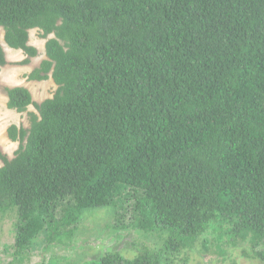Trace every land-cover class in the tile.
<instances>
[{"label": "trees", "instance_id": "1", "mask_svg": "<svg viewBox=\"0 0 264 264\" xmlns=\"http://www.w3.org/2000/svg\"><path fill=\"white\" fill-rule=\"evenodd\" d=\"M34 28L46 58L28 77L57 89L40 103L5 89L8 108L38 111L7 128L13 158L0 151L15 251L112 206L117 230L167 236L91 264H178L182 250L238 241L264 263V0H0L22 64Z\"/></svg>", "mask_w": 264, "mask_h": 264}, {"label": "rangeland", "instance_id": "2", "mask_svg": "<svg viewBox=\"0 0 264 264\" xmlns=\"http://www.w3.org/2000/svg\"><path fill=\"white\" fill-rule=\"evenodd\" d=\"M3 35L4 31L0 29V43L6 59V63L0 65V151L11 159L19 148L20 140L12 141L8 136L7 128L11 124L28 128L29 112L38 115L33 103L51 98L57 89V84L51 77L40 81L28 77L29 73L46 58L44 48L46 38L40 36L38 29L29 31L28 44L37 49V55L29 57V62L26 64L21 63L27 58L25 52L9 48L4 43ZM50 37L52 35L48 36ZM14 86L26 87L31 94L33 103L24 111H16L7 106L5 89ZM1 165L3 162L0 159ZM4 212L0 213V264H91L93 260H97L108 251H119L132 257L139 249L142 250L143 246L149 248L160 246L158 239L163 242L167 236L165 232H155V236L139 229L117 230L114 227L116 217L113 207L106 206L85 209L75 223L65 226L69 229L77 226L70 237L57 235L55 241L48 242L47 238L37 236L24 249L15 251L13 223L16 212L10 210ZM126 214L128 218L129 213ZM60 215L62 211L57 216ZM224 248L225 253L217 252L212 246L210 251L204 252L197 245L192 251L182 250L177 255L176 262L183 264L179 260L187 255L185 264H264L256 257L245 255L244 252L251 253L248 242L238 241L236 245H224Z\"/></svg>", "mask_w": 264, "mask_h": 264}, {"label": "crops", "instance_id": "3", "mask_svg": "<svg viewBox=\"0 0 264 264\" xmlns=\"http://www.w3.org/2000/svg\"><path fill=\"white\" fill-rule=\"evenodd\" d=\"M2 166V165H1Z\"/></svg>", "mask_w": 264, "mask_h": 264}]
</instances>
